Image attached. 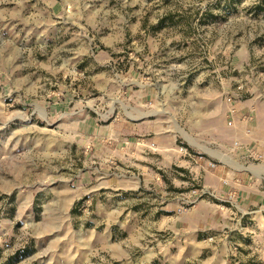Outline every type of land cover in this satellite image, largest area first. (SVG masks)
<instances>
[{
	"label": "rangeland",
	"instance_id": "obj_1",
	"mask_svg": "<svg viewBox=\"0 0 264 264\" xmlns=\"http://www.w3.org/2000/svg\"><path fill=\"white\" fill-rule=\"evenodd\" d=\"M235 114L264 0H0V264H264Z\"/></svg>",
	"mask_w": 264,
	"mask_h": 264
},
{
	"label": "crops",
	"instance_id": "obj_2",
	"mask_svg": "<svg viewBox=\"0 0 264 264\" xmlns=\"http://www.w3.org/2000/svg\"><path fill=\"white\" fill-rule=\"evenodd\" d=\"M236 119L240 115L235 114ZM238 124V135L241 142L240 144L244 146V148L249 147L250 149L255 148L258 152L261 151V149H264V144H262L260 140V128H262L264 125L261 122H256L252 124L251 120H243V121H237L236 125ZM233 184H237V182H233Z\"/></svg>",
	"mask_w": 264,
	"mask_h": 264
},
{
	"label": "built area",
	"instance_id": "obj_3",
	"mask_svg": "<svg viewBox=\"0 0 264 264\" xmlns=\"http://www.w3.org/2000/svg\"><path fill=\"white\" fill-rule=\"evenodd\" d=\"M231 114H233V111H231ZM252 118L251 117H247V116H239L238 117V119H237V121H243V120H251ZM236 121V122H237ZM235 122V123H236ZM234 122H233V120H229L228 122H227V125H229V126H233L234 124H235ZM235 145H237V142H235ZM181 151L183 150V148H179ZM253 154H255L254 152H252ZM200 158H202L201 156H200ZM206 163H207V166L208 167H211V168H213L214 166H215V163L213 162V161H210V160H207L206 161Z\"/></svg>",
	"mask_w": 264,
	"mask_h": 264
}]
</instances>
